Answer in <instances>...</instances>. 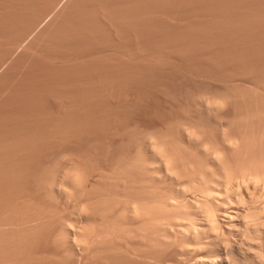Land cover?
I'll list each match as a JSON object with an SVG mask.
<instances>
[{"label":"rangeland","instance_id":"1","mask_svg":"<svg viewBox=\"0 0 264 264\" xmlns=\"http://www.w3.org/2000/svg\"><path fill=\"white\" fill-rule=\"evenodd\" d=\"M184 132L219 149L223 133L259 142L264 0H0V220L22 207L76 219L50 190L60 170L91 189L148 159V141L202 158ZM49 226L26 264H185L181 245L139 241L62 259Z\"/></svg>","mask_w":264,"mask_h":264},{"label":"bare ground","instance_id":"2","mask_svg":"<svg viewBox=\"0 0 264 264\" xmlns=\"http://www.w3.org/2000/svg\"><path fill=\"white\" fill-rule=\"evenodd\" d=\"M184 138L202 158L170 154L148 141V159L119 162L110 175L102 174L101 188L82 185L71 166L60 170L50 190L66 203L74 199L77 218L44 219L49 215L33 207L5 216L0 264L39 259L33 248L49 225L58 226L52 242L62 259L113 255L122 244L139 241L181 245L185 264H264V133L258 143L223 133V149L187 132Z\"/></svg>","mask_w":264,"mask_h":264}]
</instances>
